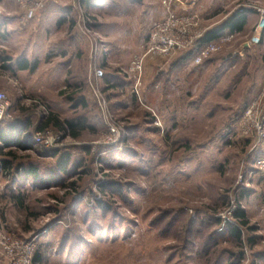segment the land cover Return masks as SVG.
<instances>
[{
	"label": "rangeland",
	"instance_id": "obj_1",
	"mask_svg": "<svg viewBox=\"0 0 264 264\" xmlns=\"http://www.w3.org/2000/svg\"><path fill=\"white\" fill-rule=\"evenodd\" d=\"M246 3L226 0L219 13ZM42 4L24 20L26 10L0 0V91L15 119L34 124L33 135L51 115L82 129L75 139L52 125L43 132L57 140L51 151L15 149L14 176L31 165L54 170L63 156L68 164L61 186L17 188L23 207L5 198L14 176L0 175V233L39 237L42 264H264L262 150H251L256 132L245 135L239 124L264 77V41L243 58H223L232 44L192 66L186 52L146 54L155 21L140 4ZM79 36L81 49L70 38ZM140 58L138 79L131 68ZM222 58L233 66L219 67ZM113 128L122 142L111 146ZM73 182L75 190L64 188Z\"/></svg>",
	"mask_w": 264,
	"mask_h": 264
},
{
	"label": "built area",
	"instance_id": "obj_2",
	"mask_svg": "<svg viewBox=\"0 0 264 264\" xmlns=\"http://www.w3.org/2000/svg\"><path fill=\"white\" fill-rule=\"evenodd\" d=\"M22 9L26 10L24 20L32 18L34 13L42 7L44 0H8ZM177 0H163L164 17L161 20L153 22L148 30L147 39L144 48L147 55L156 54L158 56L170 57L178 52L193 53L192 63L195 66L202 65L211 55L219 53L223 46L232 42L233 34L220 35L216 40L203 42L207 35V30L202 27V21L198 14L186 12L183 15H176L174 12L175 2ZM262 21H264V7L250 6ZM243 10V9H242ZM1 16V11H0ZM249 47V44H247ZM242 54V50L238 51ZM143 59H137L133 63L132 70L137 73L140 79L142 75ZM96 75H102L101 71H96ZM14 107L11 100L0 91V124L4 122L15 121ZM242 131L245 135L256 132L255 144L251 150H262L261 155L257 156L255 163L264 173V83L256 97L250 105L245 109L239 119ZM111 134L116 137L115 142H107V145H117L122 142L121 133L115 128L111 130ZM57 139L60 137L57 136ZM57 140L49 137L41 131L34 133L32 137L33 148H51L52 144ZM18 240L5 236L0 233V255L6 264H33L34 253L37 249V239Z\"/></svg>",
	"mask_w": 264,
	"mask_h": 264
},
{
	"label": "crops",
	"instance_id": "obj_3",
	"mask_svg": "<svg viewBox=\"0 0 264 264\" xmlns=\"http://www.w3.org/2000/svg\"><path fill=\"white\" fill-rule=\"evenodd\" d=\"M94 6H102L107 3L108 0H92ZM226 0H177L175 2V11L179 14H184L186 12H193L200 16L201 21L204 22L202 24L204 29L207 30V34L216 35L215 39L218 38L220 35L225 34H233L234 39L232 42L226 44L223 46L222 50H226L229 48V46L234 45V49H231V52H226L224 54V59L228 60L229 56L238 55L240 57H244L246 53L251 52L253 48H255L259 43L264 41V21L260 19V16L252 9H250V6H259L264 7V0H247V3L244 6H240V9L234 8L232 12H234L232 15V12H229L227 15L221 16L219 13V9L221 6L224 5ZM129 3L133 4H140L143 8L144 18L149 19L150 21H156L160 19L164 13V8L162 5L161 0H127ZM103 3V4H102ZM243 9V10H242ZM142 13V14H143ZM235 23H241L240 26L234 27ZM239 27V28H238ZM78 37V36H77ZM74 40L73 43H75V47H80V49L83 47L84 44H86L81 37L79 36V39L72 38ZM233 44V45H232ZM249 44V47L247 46ZM85 47V46H84ZM222 50L219 52H222ZM242 50V54H239L238 51ZM67 51V50H65ZM72 51V50H69ZM228 53V54H227ZM97 57L99 56L98 53H96ZM222 58V59H223ZM223 60L220 61L219 67L223 68L225 70V65L231 63H227ZM193 60V59H192ZM192 63V61H191ZM225 63V64H224ZM8 66L12 65V62H7ZM224 64V66H223ZM192 66L194 64L192 63ZM233 66V65H232ZM116 80L117 78H112ZM122 82H120L121 84ZM243 83V81H242ZM264 83V77L261 79H257L256 82L253 85V91H251V96L248 101L247 107L250 105L252 100L256 97L258 92L260 91L261 86ZM244 112V111H243ZM242 112V114H243ZM20 133H17L20 139H24L29 142V140L32 141V130H29V136L28 131H19ZM14 149L13 147H4V145L0 142V153L3 152V150H10ZM58 166H55L56 168L54 170H61V173H58L55 179H51L49 183L47 181L44 182H38L34 179H25L23 177L22 168L16 172V178L10 184L6 189V194L8 196L5 198H9L10 200H13L16 205L19 207L20 205L15 200L16 196H18L20 193L17 194V188L22 189L24 186L28 184V186L33 187H55L60 186L64 182V172L61 169V164H57ZM0 175L3 176V169L0 168ZM27 187V186H26ZM25 188V187H24ZM23 193V192H22ZM3 215V213H2ZM2 259V258H1Z\"/></svg>",
	"mask_w": 264,
	"mask_h": 264
},
{
	"label": "trees",
	"instance_id": "obj_4",
	"mask_svg": "<svg viewBox=\"0 0 264 264\" xmlns=\"http://www.w3.org/2000/svg\"><path fill=\"white\" fill-rule=\"evenodd\" d=\"M103 4V3H102ZM100 6V5H98ZM241 23H235V25H233L234 27L240 26ZM239 28V27H238ZM217 35V34H216ZM216 35H212V34H207L205 39L203 40V42H209L215 39ZM193 59V53H188L186 55V60H190V62ZM4 68H6L7 70H12V66H4ZM18 68L21 70H27L28 67V63H21L20 66L18 65ZM68 89L70 88V86H67ZM68 90L64 89L61 90L60 95L61 96H65L68 94ZM241 115V114H240ZM239 115V117H240ZM55 125V127L60 130L61 132L67 134L69 137L72 138H78L79 137V130L82 129L81 127L79 128L78 125L74 122V121H61L58 117L51 115L49 116V118L46 120V122L44 124H40L38 125V127L36 129H38L41 132H45L50 126ZM34 127V124L28 120L27 118L25 119H15V121L12 122H4L0 124V142L4 145V147H13L14 149H10L8 151L2 152L3 155V159L0 160V168L3 169V176L5 177H9V176H14L13 172H15V168H14V159H16V155H15V149L17 150H28V151H36V150H47V151H51L45 148H33L32 145V141L29 140V142L26 140H24L23 138L20 139L17 133H20L19 131H28V136H29V130L31 131ZM56 152H52L50 156H54L56 155ZM65 157V159H63L61 162V169L62 171L66 170L67 164H68V157L67 156H63ZM67 157V158H66ZM22 173H23V177L25 179H34L35 181H40V182H44L47 181V183H49L51 181V179H55L58 173H61V170H43L41 168H39L38 166L35 165H31L29 167H23L22 168ZM15 179V176H14ZM61 186V185H60ZM67 190H75L76 189V184L75 182L71 183L68 185V187H64ZM69 191H67V194H70ZM66 193V192H65ZM23 194H19L18 196H16L15 200L17 201V203L23 207L24 206V195ZM236 217L238 219H243L242 224L244 226H247V223L244 221L245 218V214L243 212H238L236 214ZM227 231L229 232V234L234 237L237 240H240L242 238V231L238 226H234L229 224ZM33 264H42V254H41V250H39L34 259H33Z\"/></svg>",
	"mask_w": 264,
	"mask_h": 264
}]
</instances>
